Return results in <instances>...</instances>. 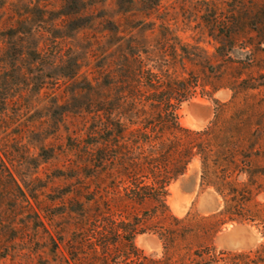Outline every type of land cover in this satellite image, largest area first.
Instances as JSON below:
<instances>
[{"label":"rangeland","instance_id":"374dc122","mask_svg":"<svg viewBox=\"0 0 264 264\" xmlns=\"http://www.w3.org/2000/svg\"><path fill=\"white\" fill-rule=\"evenodd\" d=\"M135 60L155 70L168 67L176 79L197 78L199 90L215 91L181 104L187 128L208 126L214 99L230 100L231 88L263 100L254 116L252 168L237 177L253 190L256 220L228 221L209 242L232 252L264 245V0H0V157L13 176L0 181V220L9 215L15 227L9 236L27 241L26 255L0 258V264H29V251L42 248L34 240L44 230L36 229L27 202L64 247L57 226L77 183L57 175L67 157L79 159L76 148L92 140V78L105 66ZM201 174L197 158L170 185L176 216H212L224 208L223 196L203 185ZM151 205L131 209L141 214ZM135 243L148 255L164 254L156 234H138Z\"/></svg>","mask_w":264,"mask_h":264},{"label":"trees","instance_id":"16d2710c","mask_svg":"<svg viewBox=\"0 0 264 264\" xmlns=\"http://www.w3.org/2000/svg\"><path fill=\"white\" fill-rule=\"evenodd\" d=\"M189 81L173 78L168 67L155 70L142 60L98 70L91 84L92 140L76 148L80 158L68 156L57 175L77 183L57 226L64 247L27 202L28 211L36 216V229L44 230L43 235L36 232L34 242L42 248L29 251V264L35 257L44 264H264V245L232 252L209 242L228 221L256 220L249 205L253 190L237 177L252 168L254 116L262 112L263 100L255 102L249 92L241 97L240 90L231 88L230 100L214 99L215 117L208 126L187 128L180 123L181 104L198 94L213 97L215 92L199 90L197 78ZM197 158L202 184L214 187L225 206L212 216L188 213L180 218L168 204L170 185ZM1 160L3 185V175L13 176ZM150 202L141 214L131 209ZM8 216L0 220V258L13 259L26 255L27 241L22 235L9 236L8 230L15 227ZM143 233L159 237L162 257L148 255L136 245V236Z\"/></svg>","mask_w":264,"mask_h":264},{"label":"bare ground","instance_id":"6f19581e","mask_svg":"<svg viewBox=\"0 0 264 264\" xmlns=\"http://www.w3.org/2000/svg\"><path fill=\"white\" fill-rule=\"evenodd\" d=\"M187 122H189V123H190V122H191V119H190V118H187Z\"/></svg>","mask_w":264,"mask_h":264}]
</instances>
